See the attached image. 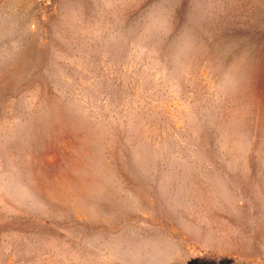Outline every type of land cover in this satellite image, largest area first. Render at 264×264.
Segmentation results:
<instances>
[{"label": "rangeland", "instance_id": "1", "mask_svg": "<svg viewBox=\"0 0 264 264\" xmlns=\"http://www.w3.org/2000/svg\"><path fill=\"white\" fill-rule=\"evenodd\" d=\"M0 264H264V0H0Z\"/></svg>", "mask_w": 264, "mask_h": 264}, {"label": "clouds", "instance_id": "2", "mask_svg": "<svg viewBox=\"0 0 264 264\" xmlns=\"http://www.w3.org/2000/svg\"><path fill=\"white\" fill-rule=\"evenodd\" d=\"M236 62H237L236 75H237L238 80H240L242 82L243 74L245 72V65L240 58L238 60H236Z\"/></svg>", "mask_w": 264, "mask_h": 264}]
</instances>
